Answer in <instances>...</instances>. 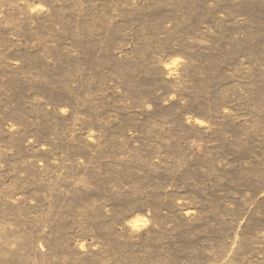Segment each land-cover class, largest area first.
<instances>
[{"label":"rangeland","instance_id":"374dc122","mask_svg":"<svg viewBox=\"0 0 264 264\" xmlns=\"http://www.w3.org/2000/svg\"><path fill=\"white\" fill-rule=\"evenodd\" d=\"M0 264H264V0H0Z\"/></svg>","mask_w":264,"mask_h":264}]
</instances>
